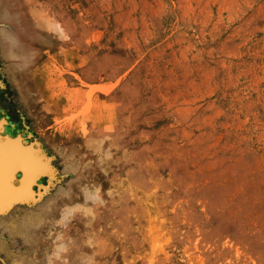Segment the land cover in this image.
Here are the masks:
<instances>
[{
	"label": "rangeland",
	"instance_id": "rangeland-1",
	"mask_svg": "<svg viewBox=\"0 0 264 264\" xmlns=\"http://www.w3.org/2000/svg\"><path fill=\"white\" fill-rule=\"evenodd\" d=\"M0 40V264H264V0H0Z\"/></svg>",
	"mask_w": 264,
	"mask_h": 264
},
{
	"label": "bare ground",
	"instance_id": "bare-ground-1",
	"mask_svg": "<svg viewBox=\"0 0 264 264\" xmlns=\"http://www.w3.org/2000/svg\"><path fill=\"white\" fill-rule=\"evenodd\" d=\"M2 24H3V22H1ZM7 42V41H6ZM5 42V43H6ZM9 43V42H8ZM0 47L2 48H0V56H2L3 55V51H4V47H3V44H4V41L2 40H0ZM9 49H11V48H9ZM11 52V51H10ZM6 54V53H5ZM4 149V148H3ZM2 149V151L4 152V150ZM2 151L0 150V152L2 153ZM5 151H6V149H5ZM12 152V151H11ZM23 160H26V161H28V162H30L31 161V164L33 165V162L35 163V164H37L33 169H34V175L36 174V175H40V174H42V166L40 165V163H39V161L36 159V158H34V157H31V158H28V157H26V158H24ZM12 166V165H11ZM19 167V165L16 167V168H18ZM42 168V169H41ZM25 169V167H22V170H24ZM9 173V172H8ZM5 174H7V173H5ZM5 176V175H4ZM5 177H7V176H5ZM3 179V178H2ZM7 180H8V178H7ZM37 181L39 182V179H34L33 180V182L30 184V182H29V184L30 185H28L27 186V188H26V186L24 187L25 188V191H30V188H31V190L33 191H30V193H29V195L31 196V195H34L33 193H37L38 191H40L41 189H42V182H39V183H37ZM9 182V181H8ZM2 184V183H1ZM33 187H36V188H34L33 189ZM10 188H12L11 190H14V188L12 187V186H10ZM16 191L19 193V192H21V190H19V188L17 187V189H16ZM24 193V194H23ZM23 193L21 192L20 194H21V196H26V193L23 191ZM9 194H11V193H9ZM4 195H6V193H1L0 194V204L3 202L2 201V199H3V197H4ZM6 206V203H5V205H4V207ZM2 208V207H1ZM0 208V209H1ZM2 211V210H1ZM2 215V214H1ZM2 220V219H1Z\"/></svg>",
	"mask_w": 264,
	"mask_h": 264
}]
</instances>
